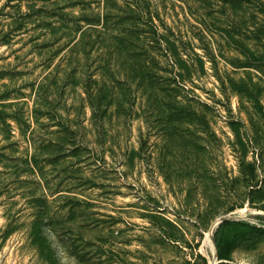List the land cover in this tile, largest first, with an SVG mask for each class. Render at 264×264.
Listing matches in <instances>:
<instances>
[{"label":"rangeland","instance_id":"374dc122","mask_svg":"<svg viewBox=\"0 0 264 264\" xmlns=\"http://www.w3.org/2000/svg\"><path fill=\"white\" fill-rule=\"evenodd\" d=\"M0 264H264V0H0Z\"/></svg>","mask_w":264,"mask_h":264},{"label":"bare ground","instance_id":"6f19581e","mask_svg":"<svg viewBox=\"0 0 264 264\" xmlns=\"http://www.w3.org/2000/svg\"><path fill=\"white\" fill-rule=\"evenodd\" d=\"M211 243V242H210ZM211 245H213L212 243H211Z\"/></svg>","mask_w":264,"mask_h":264}]
</instances>
